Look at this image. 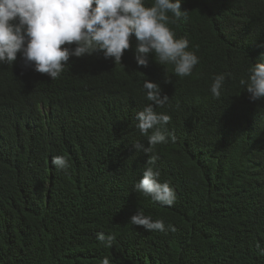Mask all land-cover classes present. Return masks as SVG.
<instances>
[{
	"label": "trees",
	"instance_id": "obj_1",
	"mask_svg": "<svg viewBox=\"0 0 264 264\" xmlns=\"http://www.w3.org/2000/svg\"><path fill=\"white\" fill-rule=\"evenodd\" d=\"M185 10L168 26L199 58L188 77L154 57L138 66L135 38L122 65L73 57L55 80L19 55L0 65V264H264V100L240 84L264 59V0H184ZM146 79L169 97L155 111L171 117L175 142L152 155L175 190L170 207L134 192L151 156L133 147H148L136 127ZM140 209L176 232L132 225Z\"/></svg>",
	"mask_w": 264,
	"mask_h": 264
},
{
	"label": "clouds",
	"instance_id": "obj_2",
	"mask_svg": "<svg viewBox=\"0 0 264 264\" xmlns=\"http://www.w3.org/2000/svg\"><path fill=\"white\" fill-rule=\"evenodd\" d=\"M183 2L154 0L149 7L146 0H0V65L12 66L19 55L25 67L55 80L73 57L102 53L104 59L121 64L135 38L138 66L147 67L150 57H154L158 65H173L176 76L188 77L199 58L188 50L189 41L184 37L177 38L168 26V13L175 20L187 15V10L181 11ZM260 57H264V53ZM224 82V74L213 78L210 87L213 96L221 95ZM240 84L246 85L250 102L264 100V59L249 69L248 79H241ZM143 90L151 103L137 112L136 127L147 137L148 147L140 142L133 147L137 153L143 151L151 156L142 178L134 185V192L170 207L177 198L175 190L168 182H160L161 173L155 167L157 157L152 155L156 145L169 140L175 142L174 134L167 130L171 117L155 111V107L167 104L169 97L162 96L160 85L148 79L143 82ZM52 164L59 171L66 172L70 168L64 155L52 157ZM129 222L142 226L147 232H176L174 225L166 226L162 219L153 220L141 209ZM96 238L107 247H112L115 241V236L103 232L97 233ZM101 264H110L109 258L104 257Z\"/></svg>",
	"mask_w": 264,
	"mask_h": 264
}]
</instances>
